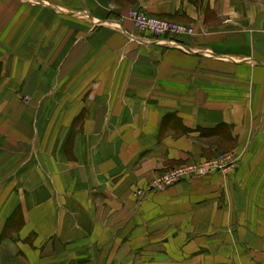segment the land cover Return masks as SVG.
<instances>
[{"label": "crops", "instance_id": "obj_1", "mask_svg": "<svg viewBox=\"0 0 264 264\" xmlns=\"http://www.w3.org/2000/svg\"><path fill=\"white\" fill-rule=\"evenodd\" d=\"M0 264H264V0H0Z\"/></svg>", "mask_w": 264, "mask_h": 264}, {"label": "built area", "instance_id": "obj_2", "mask_svg": "<svg viewBox=\"0 0 264 264\" xmlns=\"http://www.w3.org/2000/svg\"><path fill=\"white\" fill-rule=\"evenodd\" d=\"M128 17L142 33H153L155 35L193 33V28L190 26L158 18L139 9L130 10ZM237 162L236 153L228 152L210 159L180 165L154 179L146 190H138V194L142 197L150 192L166 190L184 180L205 177L219 172L227 173L236 167Z\"/></svg>", "mask_w": 264, "mask_h": 264}]
</instances>
